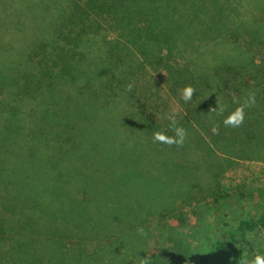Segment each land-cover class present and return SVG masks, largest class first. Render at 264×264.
Wrapping results in <instances>:
<instances>
[{"label":"trees","instance_id":"1","mask_svg":"<svg viewBox=\"0 0 264 264\" xmlns=\"http://www.w3.org/2000/svg\"><path fill=\"white\" fill-rule=\"evenodd\" d=\"M251 2L257 18L246 17ZM262 2L0 0V264H240L264 254L263 184L238 188L257 212L224 223L195 257L177 235L198 218L193 191L226 201L210 189L234 161H264ZM163 89L181 107L182 147L152 140L174 134ZM249 91L256 104L240 127L209 112L218 100L226 116L232 96ZM177 189L184 205L164 208Z\"/></svg>","mask_w":264,"mask_h":264},{"label":"rangeland","instance_id":"2","mask_svg":"<svg viewBox=\"0 0 264 264\" xmlns=\"http://www.w3.org/2000/svg\"><path fill=\"white\" fill-rule=\"evenodd\" d=\"M257 1L259 2L262 0ZM260 4L263 5L264 2ZM249 6L251 10L249 14H246V17L257 18L259 11H261V9H258L260 6L255 8L253 2H251ZM256 21L257 23L259 22L257 19ZM254 24L252 23V27ZM156 76L159 80L163 78L159 73H156ZM165 92H167L166 89H163L162 93L165 101L173 110L176 111V113L180 112V105L170 96H168V94L165 95ZM100 158H102V156H100ZM234 162L235 163L232 164V166L225 172L224 177L219 178V184L215 185L214 188L211 187L210 189L211 191H218L219 194L229 193L230 198L228 200L216 202L213 196L202 198V195L205 194H202V192L198 189L197 192H192L193 195L198 196L197 198L200 199L199 204L196 205L198 209V218L191 216V222H193V225L183 229L182 231H178L177 235L183 239L184 245L188 246V243L190 244L193 249V257H195L199 251L201 252L209 246L210 242L216 237L220 229L224 226V223L228 222L229 224L234 225L245 214L257 212V207L252 202L241 199L238 196V188L245 182L250 184L248 187L261 184L264 185V161L242 158L237 159ZM175 192L176 193H174V195L171 194L170 196V204L166 199L165 203L167 205H164V208L170 207L171 205L173 207L184 205L182 201V199L185 197L184 191L177 189ZM186 206L188 208L189 205ZM197 232L201 237L200 240H191L190 238L193 237ZM167 241L168 238L163 239L161 242L165 245L168 244V246L171 245ZM155 247L156 245L153 246V249Z\"/></svg>","mask_w":264,"mask_h":264},{"label":"clouds","instance_id":"3","mask_svg":"<svg viewBox=\"0 0 264 264\" xmlns=\"http://www.w3.org/2000/svg\"><path fill=\"white\" fill-rule=\"evenodd\" d=\"M127 89L131 91L132 84H128ZM180 99L185 103L191 101L196 89L191 85H185L181 90ZM232 103L236 105L234 109L228 112L225 116L227 108L222 105L217 100V106L210 109L209 112L215 113L218 116L223 117V125L225 127L237 128L240 127L245 120L246 109L255 106L256 104V93L254 91H249L247 95L241 99L235 95L232 96ZM177 115L175 110L171 111L167 119L169 121V127L174 133L172 136L167 135L164 131H154L152 135V140L154 143H162L168 146L175 145L177 147H182L186 142L188 133L187 130L178 124ZM211 132L214 135L219 134V125L214 124L211 128ZM137 232L140 235H145V230L143 226H138ZM140 264H149L148 257L141 259ZM240 264H264V254L256 253L252 257H245L240 261Z\"/></svg>","mask_w":264,"mask_h":264}]
</instances>
